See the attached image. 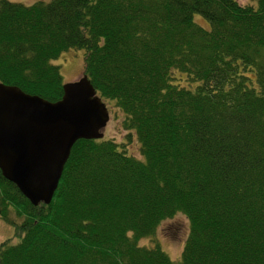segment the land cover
<instances>
[{"label":"trees","instance_id":"1","mask_svg":"<svg viewBox=\"0 0 264 264\" xmlns=\"http://www.w3.org/2000/svg\"><path fill=\"white\" fill-rule=\"evenodd\" d=\"M68 49L140 157L76 140L48 204L0 173V264H173L137 240L176 213L178 264H264V0H0L1 83L58 99Z\"/></svg>","mask_w":264,"mask_h":264},{"label":"water","instance_id":"2","mask_svg":"<svg viewBox=\"0 0 264 264\" xmlns=\"http://www.w3.org/2000/svg\"><path fill=\"white\" fill-rule=\"evenodd\" d=\"M54 101L0 82V173L31 205L48 204L72 144L102 138L105 103L85 74Z\"/></svg>","mask_w":264,"mask_h":264},{"label":"rangeland","instance_id":"3","mask_svg":"<svg viewBox=\"0 0 264 264\" xmlns=\"http://www.w3.org/2000/svg\"><path fill=\"white\" fill-rule=\"evenodd\" d=\"M21 4H31L37 0H10ZM47 1V0H43ZM239 3L256 7V0H237ZM195 22L202 26H206V22L200 18L198 14L193 15ZM50 63L58 67L61 75L62 83L77 79L83 73V50L68 49L62 51L56 58L51 59ZM108 110V120L102 129V138H112L115 141L126 142V152L132 156L139 158V150L137 141L132 132L127 133L120 125L122 114L110 103L106 102ZM129 134L128 140L126 135ZM188 231V222L186 218L176 213L173 216L163 219L156 226L154 232L150 236L140 237L137 240L138 245L150 247L157 245L163 250L173 264H178L179 254ZM10 239L15 241L16 237L13 233L11 225L0 219V242Z\"/></svg>","mask_w":264,"mask_h":264}]
</instances>
